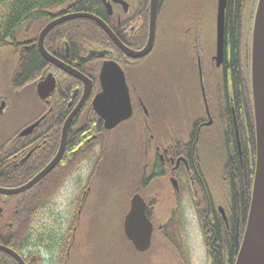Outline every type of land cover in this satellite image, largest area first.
<instances>
[{
  "label": "flooded vegetation",
  "instance_id": "1",
  "mask_svg": "<svg viewBox=\"0 0 264 264\" xmlns=\"http://www.w3.org/2000/svg\"><path fill=\"white\" fill-rule=\"evenodd\" d=\"M146 1L103 0L104 7L106 2H111L114 11L111 24L115 28L116 35L129 49L142 50L146 45L148 37L145 29ZM229 2L230 0H227L226 16ZM246 2L247 0L243 4V22ZM247 4H250L249 0ZM68 6L56 8V10L61 8L60 11L55 12L56 15L72 13L67 10ZM184 21L181 33L189 37L188 29L191 28V24L188 23L187 17ZM9 43L10 47L18 52L17 63L13 65V77L12 75L10 77L11 86L15 87L18 76L24 75L21 65L28 51L34 48V43L29 38L15 42L9 40ZM179 44L181 47L179 50H183L190 60L185 41ZM154 47L148 55L140 59L127 56L112 42L109 46L101 47V50H108L107 55L104 58L96 56L94 61H92L93 58L88 59L87 54L71 57L70 47L69 50L65 48L64 58L59 57L84 74L87 70L98 73L103 63L108 60H114L121 66L130 89L133 115L111 129H105V120L96 116L93 111V99L101 89L92 74H86L93 81V87L84 100V83L77 79H70L61 69L52 65H48L42 71L37 81L23 83L24 85L20 86L23 90L14 92L15 96L21 95L19 93L28 91L31 85L35 88L33 94L37 96L39 102L27 109L28 113L26 111L25 116L27 121L15 125L11 128L9 136L4 140L0 139V188L3 189L21 188L45 170L60 151L67 119L82 102L66 130L63 155L52 171L25 191L17 194L0 193V246L15 251L26 264H66L71 257L76 231L81 224L82 210L91 190L92 179L96 178L97 172L101 170L99 168L103 156H105L104 163L106 161V141L111 135L118 138L120 143L127 142L133 148L135 157L137 155L135 147L139 151V138L142 139L139 177L127 205L129 209L131 199L135 195L143 198L146 204V216L154 227L152 242L157 237L160 244L168 243L165 264H192L193 262L190 249L191 233L188 229L190 222L186 218V211L194 213L198 220L195 222L199 225V251H201L199 260H202L204 264H232L234 258L233 264L235 263L243 239L245 223L241 218V192H235L228 180L237 175H232L234 171L232 164H236V159L239 157L240 162L243 163V150L239 151L236 131L233 136L227 123L226 99L231 102L234 96L232 69L229 65L226 68V75L222 76L221 83L227 88L225 92L220 93V96H223V103L221 104L220 99V106L218 104L208 106L206 103L204 110L200 105L199 117L192 120L188 126V132L183 133L181 130L184 128L183 120H180V124L176 126V121L170 115L165 121L160 119L158 122L155 120L156 110L148 104L150 103L148 97L153 96L150 92L151 78L145 80L143 76L145 71H151L153 68ZM90 49L100 50L88 47L87 51ZM216 56L217 41L214 56L216 66L224 68L226 62L231 61L227 31L225 56L220 66L217 65ZM191 60L193 61L194 57ZM49 73L56 78V90L49 98L42 100L37 92L38 80L40 78L42 80ZM208 83L210 88H214L212 82L208 81ZM13 105L11 106L6 97L0 94L1 116L5 114V111L11 114L15 110L12 109ZM190 109L195 111L192 107ZM215 119L227 124L226 141L223 144L227 156L223 164L226 173L222 181L211 179V175H216L217 172L212 171L211 166L204 170L199 156L202 131L212 125ZM35 123L38 124L30 133L22 135L23 131ZM97 141H103L104 144L101 158L96 156L93 160L91 153L93 144ZM121 156H126L124 149H121ZM228 161L230 165L226 171ZM85 164L89 165L90 170L82 186L83 190L80 191L82 193L79 196H73L70 202L72 205L68 202L67 206L62 208L60 198L53 194L69 177L80 173ZM78 184H82V181H76L74 176L72 186ZM165 203L171 204V211H167L166 215H164L165 209L159 211ZM69 208L72 210L70 215L60 214V210ZM124 220L125 215L123 223ZM122 229L124 230V225ZM65 247L66 250H63ZM10 259L15 264H20L11 255L0 251L2 264H11Z\"/></svg>",
  "mask_w": 264,
  "mask_h": 264
},
{
  "label": "rangeland",
  "instance_id": "2",
  "mask_svg": "<svg viewBox=\"0 0 264 264\" xmlns=\"http://www.w3.org/2000/svg\"><path fill=\"white\" fill-rule=\"evenodd\" d=\"M247 2L243 33L245 63L247 60L250 61L251 35L258 0H249L250 4ZM159 5L157 37L152 52L153 68L151 71H145L143 76L145 80L151 78L150 92L153 96L148 97L150 103H147L156 110V121L159 122L160 119L165 121L171 115L176 121V126L183 120L184 128L181 130L187 133L189 124L199 115L200 105L203 110L206 103L208 106L209 104L220 106L219 99L221 104L223 103V96H220V93L227 90L221 83L222 76L226 75L225 70L217 67L214 60L218 0H163ZM8 6V1L4 0L0 4V11L6 10ZM60 10L61 8L50 11L55 13ZM186 17L191 24V28L188 29L189 37L181 33ZM145 28L148 30V26ZM182 41L186 43L190 60L183 50H179L181 48L179 42ZM90 46L98 49L103 47L100 44H89L87 47ZM17 58L18 52L10 46L0 49V94L6 97L11 106L14 101L12 109H15L11 114L5 111V114L0 115V139L3 140L9 136L12 127L28 120L25 119L27 109L39 102L37 96L33 94L35 88L31 85L28 91L19 93L23 97L14 95V92L23 90L20 87H12L10 81ZM208 81L213 83L214 88H210ZM191 107L195 111H192ZM226 127L227 124L215 119L212 125L203 129L199 141V156L203 169L207 170L211 166L212 171L217 172L216 175H211L214 181H222V177L225 176L223 164L227 156L223 144L226 141ZM106 142L105 163V156L100 157L104 142L97 141L93 144L91 155L93 160L96 156L101 158L99 168L101 170L97 172V177L92 179L91 190L82 210L81 224L76 231L75 245L71 257L69 259L67 257L66 264H165L168 255L167 242L164 245L160 244L155 237L151 250L142 253L133 247L122 229L123 218L128 209L127 202L135 191L134 184L139 177L142 139L139 138V151L134 146L136 157L133 155V148L127 142L120 143L114 135ZM121 149L125 150L126 156H121ZM89 168V165L85 164L83 170L74 175L75 180L82 181V184L72 186L74 176H71L57 189L58 191L56 190L57 192L55 191L53 196L60 198L62 208L71 202L73 196L82 193L80 191L87 180ZM170 205L165 203L159 211L165 209L166 215L167 211H171ZM71 212V208L60 210V214L63 213L64 216L70 215ZM185 215L190 222L188 229L191 233L190 243L193 246L190 245L192 264H204L199 260L201 255L199 225L195 222L198 220L194 213L186 211Z\"/></svg>",
  "mask_w": 264,
  "mask_h": 264
},
{
  "label": "water",
  "instance_id": "3",
  "mask_svg": "<svg viewBox=\"0 0 264 264\" xmlns=\"http://www.w3.org/2000/svg\"><path fill=\"white\" fill-rule=\"evenodd\" d=\"M118 2V0H113ZM227 0H219V11L217 19V65L220 66L225 56V9ZM107 10L113 13L111 2H106ZM159 0H151L149 38L146 46L142 50H133L126 47L117 37L109 25L95 14L78 12L61 16L49 22L41 31L38 40V47L43 57L54 64L59 69L81 80L85 85L86 95L93 87L92 80L77 68L66 64L61 59L53 56L45 48V38L47 34L57 25L78 18H88L96 22L110 37V39L121 48L125 54L132 58H143L153 49L157 29ZM107 51L91 50L90 56L98 55L104 57ZM250 80L252 89V99L254 108L255 128H256V167L253 180L250 210L247 219L243 240L235 261V264H264V0H258L250 45ZM101 90L93 100V108L99 117L105 120V127L111 129L121 121L128 119L132 115V104L130 92L126 82V77L120 65L114 61H105L99 72ZM56 88V79L52 73L43 78L37 85L38 94L42 99L50 96ZM82 102L72 112L66 121L64 135L62 137L61 148L58 155L51 163L39 173L30 183L18 189L0 188V193L17 194L25 191L40 179L45 177L58 164L63 155L66 130L72 119L78 112ZM211 123V121L209 122ZM38 123L28 127L22 135L30 133ZM237 126V122H236ZM237 138L239 149L241 142L239 130L237 128ZM146 204L140 195H135L131 201V208L126 215L124 228L127 237L133 242L139 251H146L151 245L153 225L145 213ZM0 250L13 256L20 264H25L23 259L13 250L0 246Z\"/></svg>",
  "mask_w": 264,
  "mask_h": 264
},
{
  "label": "trees",
  "instance_id": "4",
  "mask_svg": "<svg viewBox=\"0 0 264 264\" xmlns=\"http://www.w3.org/2000/svg\"><path fill=\"white\" fill-rule=\"evenodd\" d=\"M4 0H0V4ZM9 6L6 10L0 11V49L9 43V40L18 41V39H31L34 43L32 51H28L21 65L24 75L18 76L15 81V87H20L28 81H36L42 71L51 64L41 54L37 41L38 36L44 25L54 19L56 14L50 10L58 7H67L69 12H89L103 18L115 31L111 24L112 17L107 14L103 0H7ZM245 0H230L228 14L226 16V31L228 42L230 43V63L226 62V68L232 69L233 73V100L231 102L226 99L227 123L231 129V133L235 136L236 116L240 139L243 150V163L240 158L236 159L233 174L236 177H230L228 180L231 183L235 192H241V213L244 220V226L249 213L251 194L253 187V179L255 174L256 164V128L254 118V108L252 99V89L249 78V71L244 60V22H243V7ZM146 15L145 27L148 26V8L149 0L145 2ZM146 29V28H145ZM148 31V30H147ZM31 33V34H29ZM68 42L71 49V57L85 55L89 44H100V46H109L111 41L106 36L104 31L92 20L82 18L65 22L55 27L46 37L45 46L52 54L58 57H65V42ZM15 44V43H14ZM22 71V70H21ZM88 75H93L97 78L95 72H85ZM72 80H76L68 75ZM23 84V85H24ZM229 161L226 165L228 169ZM236 168V169H235ZM226 173V172H225ZM239 183V186H238ZM234 258L232 260L233 264ZM11 264H15L10 259ZM0 264L2 262L0 261Z\"/></svg>",
  "mask_w": 264,
  "mask_h": 264
}]
</instances>
